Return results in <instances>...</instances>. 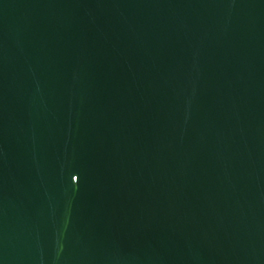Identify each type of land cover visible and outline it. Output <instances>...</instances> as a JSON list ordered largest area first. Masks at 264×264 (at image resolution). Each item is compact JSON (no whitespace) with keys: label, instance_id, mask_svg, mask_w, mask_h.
Returning a JSON list of instances; mask_svg holds the SVG:
<instances>
[{"label":"water","instance_id":"water-1","mask_svg":"<svg viewBox=\"0 0 264 264\" xmlns=\"http://www.w3.org/2000/svg\"><path fill=\"white\" fill-rule=\"evenodd\" d=\"M0 264H264V0H0Z\"/></svg>","mask_w":264,"mask_h":264}]
</instances>
